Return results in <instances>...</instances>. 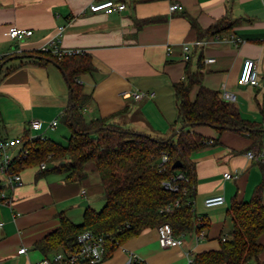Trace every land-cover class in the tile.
Returning <instances> with one entry per match:
<instances>
[{
  "label": "crops",
  "instance_id": "obj_1",
  "mask_svg": "<svg viewBox=\"0 0 264 264\" xmlns=\"http://www.w3.org/2000/svg\"><path fill=\"white\" fill-rule=\"evenodd\" d=\"M102 1L0 0V54L8 58L6 68H14L0 80V138L24 137L33 120L60 118L54 131L64 126L61 119L71 105L65 73L53 62L40 65L27 55L51 42L84 50L92 58L94 71L80 80L92 96L84 109L89 120L114 116L113 122L125 128L169 138L182 125L174 84L185 78L183 46L188 45L191 68L202 66L204 85L221 94L235 93L243 118L264 130V0H114L124 3L125 10H90ZM174 4L179 9L170 11ZM226 17L240 24L196 45L199 37L191 20L207 30ZM144 20L152 21L143 25ZM12 26L33 34L22 42L10 41L5 33ZM246 60L256 63L263 87L239 84ZM136 92L147 96L135 100ZM151 93L155 96L149 97ZM190 130L212 141L192 155L198 182L195 211L208 223L205 239L192 232L182 246L163 248L158 229H149L101 264H125L130 254L147 264H194L197 254L219 250L233 230L228 214L233 199L250 201L260 187L264 203V162L247 157L250 151L259 153L247 135L220 134L208 126ZM49 131L45 127L41 133L47 137ZM85 172L86 179L73 182L39 168L22 172L24 184L13 204L0 203V264H38L45 255L36 245L60 227L61 214L81 224L87 207L105 206L95 164L88 163ZM237 172V179L224 178ZM214 195H223L226 203L208 208L205 200ZM84 201L87 207L81 206ZM260 242L264 245V234ZM260 259L264 264V253Z\"/></svg>",
  "mask_w": 264,
  "mask_h": 264
},
{
  "label": "trees",
  "instance_id": "obj_2",
  "mask_svg": "<svg viewBox=\"0 0 264 264\" xmlns=\"http://www.w3.org/2000/svg\"><path fill=\"white\" fill-rule=\"evenodd\" d=\"M150 21L144 20L141 24ZM191 23L197 30L199 41H203L232 30L240 21L226 17L207 30H201L194 20ZM27 55L37 58L40 65L53 62L65 73L71 105L61 124L70 130V136L66 138L67 144L49 137L30 140L31 131L28 129L22 138L29 156L17 164L18 171L22 173L46 163L48 169L42 172L59 174L68 182L82 181L87 178L86 165L93 162L100 174L105 197V206L100 211L86 208L81 224H74L64 214L60 215V227L36 245L45 258L78 249V237L86 231L107 238L108 253L104 260L129 240L164 224L172 227L175 236L192 233L199 221L195 211L198 182L192 155L204 148L209 140L192 132L191 128L208 126L220 134L226 131L245 134L259 152L264 148V130L244 119L235 103L223 100L220 92L206 87L202 66L193 71L191 59L186 65L184 80L174 84L180 124L188 123L191 127L168 141V137H153L116 124L114 116L95 120L86 118L84 109L92 96L84 92L80 80L83 75L94 71L90 55L59 59L44 50ZM7 63V57L0 60V80L14 69L6 68ZM195 88L197 94L192 99ZM164 154L169 156V161L161 165ZM177 161L182 167L174 169ZM178 174L184 176L183 180L174 182L179 191H167L163 183L172 181ZM228 214L234 226L228 237L221 241L220 249L197 254L194 263L263 264L260 259L264 253V245L260 242L264 234L262 189L258 187L250 201L233 199ZM134 264L147 263L138 261Z\"/></svg>",
  "mask_w": 264,
  "mask_h": 264
},
{
  "label": "built area",
  "instance_id": "obj_3",
  "mask_svg": "<svg viewBox=\"0 0 264 264\" xmlns=\"http://www.w3.org/2000/svg\"><path fill=\"white\" fill-rule=\"evenodd\" d=\"M126 5L121 2H115L114 0H105L102 2L93 3L90 6L92 12H101L110 14L112 12H122L125 10ZM179 9L177 4L170 7V11H176ZM33 31L25 30L17 26H12L5 33L6 37L10 41L22 42L26 38L32 36ZM204 43L198 41L197 46H201ZM47 52H52L59 59L67 56H76L85 54L86 52L81 49H62L56 42H51L48 47L43 49ZM170 50V48H169ZM184 60L188 62L191 59V47L188 45L183 46ZM4 56L0 54V60H3ZM209 60L208 62H213ZM241 86H252L254 88L263 87L261 75L257 69L256 63L253 60H246L243 65L242 73L239 79ZM133 95L135 100H143L147 94L144 92H136ZM223 100L236 103L238 97L235 93L224 91L222 94ZM154 97L153 93L148 95ZM60 124V118H56L53 121L45 122L43 120H33L30 122L29 129L31 131L30 140H36L39 138H46L41 131L46 127L54 131ZM212 143V141H209ZM25 141L23 138H0V203L6 205H12L15 200V192L24 184L22 173L18 171L17 164L22 159H26L29 156V150L25 147ZM247 157L251 160L264 162V148L256 154L253 151L247 153ZM169 161V156L164 154L162 156L161 165ZM57 165V164H55ZM41 171L47 170L48 165L46 163L41 164L39 167ZM239 173H225V179H237ZM183 174H178L172 181L163 183L164 188L167 191L178 192L179 186L174 183L179 180H183ZM226 203L223 195L210 196L205 200V205L208 208L222 206ZM170 208H168L169 210ZM3 224L1 223L0 226ZM206 222L204 218H199L196 224L195 233L197 239L203 240L206 237ZM159 243L163 248H174L182 246L185 243L186 234L175 236L172 227L169 224H164L158 228ZM225 240V238H224ZM78 249L72 252H58L51 258H44L38 264H100L104 260L108 253V240L104 236H97L91 231H86L78 237ZM26 249L20 250L21 254H24ZM140 261L134 254H130L125 264H134ZM194 263V262H193ZM195 264V263H194Z\"/></svg>",
  "mask_w": 264,
  "mask_h": 264
},
{
  "label": "rangeland",
  "instance_id": "obj_4",
  "mask_svg": "<svg viewBox=\"0 0 264 264\" xmlns=\"http://www.w3.org/2000/svg\"><path fill=\"white\" fill-rule=\"evenodd\" d=\"M69 136V131L64 126H62L57 131H49L47 137L62 142L63 144H67L66 138H68ZM102 208L103 206H99L97 210L100 211Z\"/></svg>",
  "mask_w": 264,
  "mask_h": 264
},
{
  "label": "water",
  "instance_id": "obj_5",
  "mask_svg": "<svg viewBox=\"0 0 264 264\" xmlns=\"http://www.w3.org/2000/svg\"><path fill=\"white\" fill-rule=\"evenodd\" d=\"M191 127V124H182L181 127L176 130L174 133L171 134V136L168 138V141L173 139L176 135H178L182 130ZM182 167V163L180 161L175 162L173 168L174 169H179ZM81 206L87 207L88 206V202L84 201L81 203Z\"/></svg>",
  "mask_w": 264,
  "mask_h": 264
}]
</instances>
